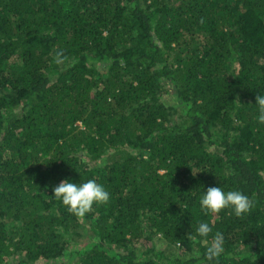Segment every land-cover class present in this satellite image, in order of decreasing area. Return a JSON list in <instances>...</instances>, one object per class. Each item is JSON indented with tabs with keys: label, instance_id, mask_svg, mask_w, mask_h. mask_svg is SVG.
Listing matches in <instances>:
<instances>
[{
	"label": "trees",
	"instance_id": "1",
	"mask_svg": "<svg viewBox=\"0 0 264 264\" xmlns=\"http://www.w3.org/2000/svg\"><path fill=\"white\" fill-rule=\"evenodd\" d=\"M257 94L264 0H0V264H264ZM65 178L110 200L76 215Z\"/></svg>",
	"mask_w": 264,
	"mask_h": 264
},
{
	"label": "clouds",
	"instance_id": "2",
	"mask_svg": "<svg viewBox=\"0 0 264 264\" xmlns=\"http://www.w3.org/2000/svg\"><path fill=\"white\" fill-rule=\"evenodd\" d=\"M63 55L62 51L56 53L55 62L57 64L62 63ZM255 101L258 108V121L264 123V94H257ZM52 192L53 196L67 206L70 212L80 216L90 212L94 204H106L110 200V193L94 179H89L86 182H74L65 178L58 185L52 186ZM199 203L201 208L213 213L230 208L237 217L246 214L253 207L252 200L242 191H225L219 186L204 190ZM212 231V227L207 222L200 223L196 229L197 235L205 239L209 237ZM223 252V238L217 233L207 248L206 255L209 260H213L219 258Z\"/></svg>",
	"mask_w": 264,
	"mask_h": 264
}]
</instances>
